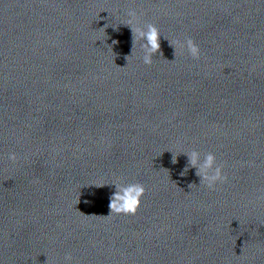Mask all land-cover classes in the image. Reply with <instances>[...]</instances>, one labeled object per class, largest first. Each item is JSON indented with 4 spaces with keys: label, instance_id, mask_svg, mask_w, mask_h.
Wrapping results in <instances>:
<instances>
[{
    "label": "water",
    "instance_id": "1",
    "mask_svg": "<svg viewBox=\"0 0 264 264\" xmlns=\"http://www.w3.org/2000/svg\"><path fill=\"white\" fill-rule=\"evenodd\" d=\"M193 150L227 182L182 176ZM116 182L144 186L135 215H109ZM67 254L264 264V0H0V264Z\"/></svg>",
    "mask_w": 264,
    "mask_h": 264
},
{
    "label": "clouds",
    "instance_id": "2",
    "mask_svg": "<svg viewBox=\"0 0 264 264\" xmlns=\"http://www.w3.org/2000/svg\"><path fill=\"white\" fill-rule=\"evenodd\" d=\"M127 15L129 19L123 25L130 27L132 33L131 54L133 53L134 43L139 41V47L144 53L143 63L150 65L153 62V56H155L160 49V31L154 24H147L146 30L141 27H132L133 21L136 19V12L134 10H129ZM105 28H107V24L100 29L105 31ZM117 43L118 41L116 40L112 41L113 45ZM175 43L180 42L177 41ZM180 47L186 48L193 59L199 58V46L191 38H186L184 42L180 44ZM184 154L187 156L188 163L185 169L180 173L182 176L187 173L188 168H194L196 169V174L200 177L199 185H203L210 190H215L217 184L227 182L228 177L224 173V165L222 163H217L216 156L213 153L209 152L205 154L203 159H201V153L195 150ZM178 155H172L171 162L173 164L177 162ZM8 159L15 162L17 156L14 152L9 153ZM111 185L114 186V191H112L109 196V215L113 213L118 215H135L145 193L144 186L140 183L125 185L119 182ZM189 187H191V185ZM65 264H72V257L70 254L65 256Z\"/></svg>",
    "mask_w": 264,
    "mask_h": 264
}]
</instances>
